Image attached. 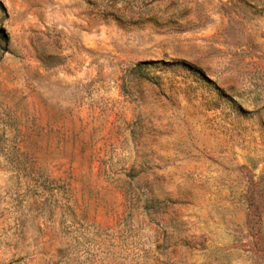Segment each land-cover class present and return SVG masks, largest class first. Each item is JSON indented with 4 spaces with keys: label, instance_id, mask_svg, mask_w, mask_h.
<instances>
[{
    "label": "rangeland",
    "instance_id": "obj_1",
    "mask_svg": "<svg viewBox=\"0 0 264 264\" xmlns=\"http://www.w3.org/2000/svg\"><path fill=\"white\" fill-rule=\"evenodd\" d=\"M0 264H264V0H0Z\"/></svg>",
    "mask_w": 264,
    "mask_h": 264
}]
</instances>
